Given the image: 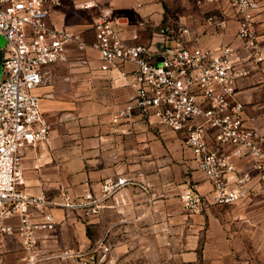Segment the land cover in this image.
Instances as JSON below:
<instances>
[{"label": "built area", "instance_id": "built-area-1", "mask_svg": "<svg viewBox=\"0 0 264 264\" xmlns=\"http://www.w3.org/2000/svg\"><path fill=\"white\" fill-rule=\"evenodd\" d=\"M70 1L78 9L96 6L94 0ZM225 1L237 16V37L248 56L230 44L191 45L187 27L174 31L171 40L140 42L137 30L128 38L124 17L111 10L93 21L94 36L88 42L51 21L65 0H0V35L7 40L0 79V234L22 238L26 254L17 264H118L105 238L84 247L47 250L37 233L54 228V209L87 220L99 216L130 181L109 177L99 189L78 195L64 189L52 197L31 194L25 187L24 149L51 136L37 89L49 80L50 66L66 61L71 46L96 50L104 71L133 65L122 72L133 95L115 107L111 121L116 132L127 134L138 119L155 118L180 133L192 149L212 189L202 192L191 183L180 192L188 215L264 191V92L256 105L260 126L251 123L249 106L237 96L238 82L264 65V34L255 29L261 0ZM209 21L225 23L215 16Z\"/></svg>", "mask_w": 264, "mask_h": 264}, {"label": "crops", "instance_id": "crops-1", "mask_svg": "<svg viewBox=\"0 0 264 264\" xmlns=\"http://www.w3.org/2000/svg\"><path fill=\"white\" fill-rule=\"evenodd\" d=\"M94 1L95 7L78 9L73 2L65 0L64 5L53 12L51 21L58 27L75 30L88 42L94 36L93 21L109 10L124 17V35L131 38L132 32L137 30L140 42L171 40L173 32L181 28L175 30L166 22L167 0ZM225 5L231 9L227 2ZM261 5L255 17V29L264 34V0H261ZM231 10V14L222 10L220 18L215 16L224 24L209 21L213 27L204 38H197L190 31L187 36L189 43L212 48L230 44L241 55L248 56L237 37L238 20ZM0 38L6 40L3 35ZM4 48L0 46V49ZM75 53L79 55L75 56ZM3 59L4 51L1 63ZM72 60L76 62L70 63ZM132 69V64H126L104 71L96 50L87 48L81 51L77 46L69 47L66 61L50 66L49 80L37 91L42 98L44 116L51 125V136L47 142L24 149L26 190L34 195L52 197L68 189L78 195L88 188L99 189L109 177H124L131 183L112 199V210L120 209L117 206L120 200L133 202L136 199L133 196L139 195L140 200H136L140 203L129 206L127 215L141 220L140 223L124 224L126 234L122 239H115L116 248L124 249L125 262H161L167 249L169 256L183 264L198 261L204 264H236L233 241L211 209L213 206L202 214L191 216L186 224L185 246L181 249L180 192L191 183L197 184L202 192L212 189L192 149L183 144L182 135L156 123L155 118L138 119L127 134L114 130L111 117L115 107L133 95L128 77L122 72ZM91 76L94 77L93 82H90ZM263 79L264 65H261L238 82L237 96L249 106L248 114L253 118L251 123L259 126L263 119L256 105L264 92ZM53 213L57 222L54 228L37 233L42 247L55 250L92 243L82 220L84 218L61 209H54ZM163 216L166 217L164 221ZM151 218L153 222H149ZM117 227V222H112L113 232ZM136 228L146 232L145 235L139 237L134 234ZM164 231L168 232L167 239ZM113 243L112 255L118 264H122ZM138 245L145 249V253L136 259L133 248ZM25 254L19 235L0 234V264H17L18 258Z\"/></svg>", "mask_w": 264, "mask_h": 264}, {"label": "rangeland", "instance_id": "rangeland-1", "mask_svg": "<svg viewBox=\"0 0 264 264\" xmlns=\"http://www.w3.org/2000/svg\"><path fill=\"white\" fill-rule=\"evenodd\" d=\"M226 1L222 0L220 3H203L198 4V0H167L166 3V22L170 27L177 30L179 27L190 28V31L197 38H204L208 35L209 30L213 25L209 23L210 16H216L220 18L221 12L227 11L228 14L232 13V10L228 5H225ZM221 4V5H220ZM214 24V23H213ZM205 35V36H204ZM7 40L0 38V46L5 47ZM0 57H3V49H0ZM79 55L75 53V56ZM0 58V60H1ZM76 59V58H73ZM76 62V60L70 61V63ZM3 76V61L0 62V79ZM90 82H93L94 77H89ZM126 197V196H125ZM178 197V195H177ZM140 200V196H133ZM130 202L120 200L117 206L120 209L112 210V201L110 205L97 217L93 218L89 223L88 220L82 219L86 223L87 235L92 242L105 238L109 242L112 248V241L114 242V248L116 253L120 256L122 264H129L124 261L123 248H116V238L122 239L126 234L124 224L140 223L138 217H130L128 214L129 206H135L134 203H140L138 200ZM140 205V204H138ZM181 206L182 221L181 224V249H184V240L187 238L188 232L186 230V224L190 222L192 218L186 213ZM211 209L215 211L220 223L224 225L228 236L233 241V249L235 257L237 259L236 264H264V191L251 193L249 196L239 200L231 205L213 206ZM118 210V211H117ZM187 214V218H186ZM135 218V219H134ZM165 216L162 217L164 221ZM158 220V221H162ZM148 220H145V222ZM112 222H117V229L112 231ZM149 222H153V218L149 219ZM208 223V221L206 220ZM139 237L145 235L146 232H142L140 228H136L133 231ZM165 239H167L168 232L164 231ZM116 242V243H115ZM170 244V243H165ZM166 247L163 248V251ZM136 252V259L140 255L145 253V249L140 245L133 248ZM165 257L161 262L157 263H141L134 261L131 264H183L179 263L173 257L169 256L167 249L164 252ZM195 264H204L202 261H198Z\"/></svg>", "mask_w": 264, "mask_h": 264}, {"label": "water", "instance_id": "water-1", "mask_svg": "<svg viewBox=\"0 0 264 264\" xmlns=\"http://www.w3.org/2000/svg\"><path fill=\"white\" fill-rule=\"evenodd\" d=\"M0 54H1V52H0ZM1 58V57H0ZM0 62H1V60H0Z\"/></svg>", "mask_w": 264, "mask_h": 264}]
</instances>
